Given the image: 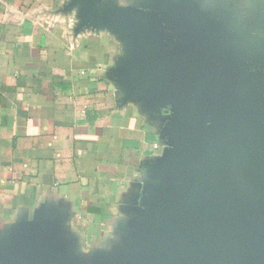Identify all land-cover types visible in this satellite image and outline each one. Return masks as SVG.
<instances>
[{"label":"water","instance_id":"water-1","mask_svg":"<svg viewBox=\"0 0 264 264\" xmlns=\"http://www.w3.org/2000/svg\"><path fill=\"white\" fill-rule=\"evenodd\" d=\"M71 0L75 33L123 44V102L163 121L121 240L85 255L41 211L0 233V264H264V26L211 0Z\"/></svg>","mask_w":264,"mask_h":264},{"label":"crops","instance_id":"crops-1","mask_svg":"<svg viewBox=\"0 0 264 264\" xmlns=\"http://www.w3.org/2000/svg\"><path fill=\"white\" fill-rule=\"evenodd\" d=\"M70 1L0 0V233L49 211L88 255L120 242L164 150L163 121L123 102L112 78L123 44L75 33ZM211 1L264 26V0Z\"/></svg>","mask_w":264,"mask_h":264}]
</instances>
